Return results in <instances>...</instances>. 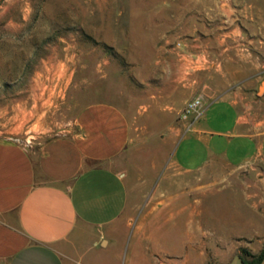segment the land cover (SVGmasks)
<instances>
[{
    "label": "crops",
    "instance_id": "1",
    "mask_svg": "<svg viewBox=\"0 0 264 264\" xmlns=\"http://www.w3.org/2000/svg\"><path fill=\"white\" fill-rule=\"evenodd\" d=\"M206 14L164 43L163 90L147 108L167 121L158 130L172 143L166 163L193 175L195 195L207 190L201 184L240 183L249 202L241 213L257 218L212 241L238 258L236 249L264 244V0H218ZM196 96L202 118L184 133L177 113ZM134 140L125 110L109 103L83 107L65 135L28 147L0 137V264H97L117 247L121 162ZM161 182L180 184L173 175Z\"/></svg>",
    "mask_w": 264,
    "mask_h": 264
},
{
    "label": "rangeland",
    "instance_id": "2",
    "mask_svg": "<svg viewBox=\"0 0 264 264\" xmlns=\"http://www.w3.org/2000/svg\"><path fill=\"white\" fill-rule=\"evenodd\" d=\"M217 1L0 0V137L28 147L65 135L92 103L113 104L130 118L122 238L97 264H240L229 248L212 245L221 230L257 218L241 213L249 202L241 201L240 183L201 184L207 190L195 195L193 175L166 163L172 143L158 130L167 121L147 108L163 90L164 43ZM165 175L180 184L161 182ZM262 247L236 251L255 256Z\"/></svg>",
    "mask_w": 264,
    "mask_h": 264
},
{
    "label": "built area",
    "instance_id": "3",
    "mask_svg": "<svg viewBox=\"0 0 264 264\" xmlns=\"http://www.w3.org/2000/svg\"><path fill=\"white\" fill-rule=\"evenodd\" d=\"M175 47H179L180 43L176 42ZM203 105L199 97H193L182 105L177 113V119L183 124L184 133L189 132L192 126L202 118ZM16 142V141H13Z\"/></svg>",
    "mask_w": 264,
    "mask_h": 264
},
{
    "label": "trees",
    "instance_id": "4",
    "mask_svg": "<svg viewBox=\"0 0 264 264\" xmlns=\"http://www.w3.org/2000/svg\"><path fill=\"white\" fill-rule=\"evenodd\" d=\"M263 255H264V245L260 250V252L255 256L250 255L244 250H241V255L238 256V259L240 261V264H258L261 258L263 257Z\"/></svg>",
    "mask_w": 264,
    "mask_h": 264
},
{
    "label": "water",
    "instance_id": "5",
    "mask_svg": "<svg viewBox=\"0 0 264 264\" xmlns=\"http://www.w3.org/2000/svg\"><path fill=\"white\" fill-rule=\"evenodd\" d=\"M258 264H264V255H263V257L261 258V260L259 261Z\"/></svg>",
    "mask_w": 264,
    "mask_h": 264
}]
</instances>
